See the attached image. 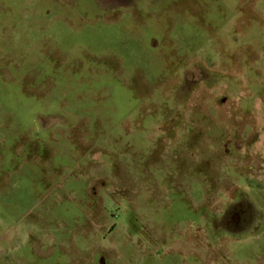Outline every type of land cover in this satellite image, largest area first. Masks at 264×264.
I'll return each mask as SVG.
<instances>
[{"label": "rangeland", "instance_id": "374dc122", "mask_svg": "<svg viewBox=\"0 0 264 264\" xmlns=\"http://www.w3.org/2000/svg\"><path fill=\"white\" fill-rule=\"evenodd\" d=\"M0 264H264V0H0Z\"/></svg>", "mask_w": 264, "mask_h": 264}, {"label": "snow or ice", "instance_id": "6c2138e0", "mask_svg": "<svg viewBox=\"0 0 264 264\" xmlns=\"http://www.w3.org/2000/svg\"><path fill=\"white\" fill-rule=\"evenodd\" d=\"M123 179H127V178H126V177H123L122 180H123Z\"/></svg>", "mask_w": 264, "mask_h": 264}]
</instances>
